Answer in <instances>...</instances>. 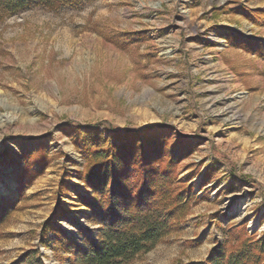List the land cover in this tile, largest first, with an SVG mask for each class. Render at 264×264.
Masks as SVG:
<instances>
[{"label": "rangeland", "instance_id": "374dc122", "mask_svg": "<svg viewBox=\"0 0 264 264\" xmlns=\"http://www.w3.org/2000/svg\"><path fill=\"white\" fill-rule=\"evenodd\" d=\"M257 10L264 0H83L1 20L0 202L18 209L1 228L0 264L31 249L40 264H71L51 230L41 240L43 224L79 244L82 227L95 233L77 171L84 144L116 141L118 129L164 138L194 195L177 230L124 264L202 261L242 230L264 233Z\"/></svg>", "mask_w": 264, "mask_h": 264}, {"label": "trees", "instance_id": "16d2710c", "mask_svg": "<svg viewBox=\"0 0 264 264\" xmlns=\"http://www.w3.org/2000/svg\"><path fill=\"white\" fill-rule=\"evenodd\" d=\"M82 3L83 0H0V21L34 5L58 10L77 8ZM255 12L264 21V11ZM114 134L116 141L111 143H85V164L77 171L79 180L91 192L81 197V202L90 210L88 218L95 233L82 227L83 241L79 244L62 229L52 227L50 221L43 224L41 240L52 231V248L61 261L127 263L177 230L189 213L194 195L175 177L177 163L164 138L146 135L141 129H118ZM75 144L78 146L77 141ZM35 157L44 155L38 153ZM17 209V200L0 202V234ZM39 260L37 249H31L9 264H40ZM188 264H264V233L257 236L242 230L215 244L204 260Z\"/></svg>", "mask_w": 264, "mask_h": 264}]
</instances>
